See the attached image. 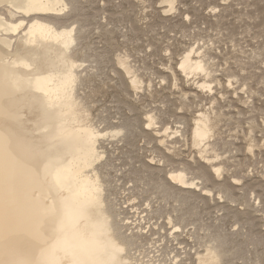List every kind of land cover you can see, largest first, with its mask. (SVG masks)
I'll return each instance as SVG.
<instances>
[{
  "label": "bare ground",
  "instance_id": "6f19581e",
  "mask_svg": "<svg viewBox=\"0 0 264 264\" xmlns=\"http://www.w3.org/2000/svg\"><path fill=\"white\" fill-rule=\"evenodd\" d=\"M177 1L174 10L177 9ZM163 2L166 4L165 13L174 11L169 9L168 0ZM89 19L90 15L79 0H0V261L12 258L25 264H49L58 259V264H69L70 257L61 255L58 258L55 250L58 247H74L78 253L90 255L97 264L161 262V255L150 256L143 244L148 238L145 233L123 230L126 226L122 224L123 218L119 219L122 207H118L112 198L116 180L109 170L104 141L117 139L130 142L131 136L140 129V116L122 117L124 119L120 123L109 122L104 127H101L104 121L100 124L94 122L88 101L91 92L86 94L83 87L91 82L90 66L91 69H99L105 56L102 54L93 59L96 65H86L90 58L83 44L88 38ZM197 49H188L180 60L179 68L186 77L202 75L204 79L199 87L211 90L213 87L208 79L213 68H210L204 53L196 55ZM129 56L120 55L117 63L122 71L120 73L129 78L130 87L138 90L144 85V80ZM56 96H68L62 112L60 100L56 101V109L52 104ZM212 116L201 113L193 127H188L191 128L193 145L209 166L199 164L204 158H197V165L184 162L181 167L174 165L176 167L169 170L167 166V171L152 162L129 170L135 182L133 185L139 182L142 186L139 192H134L133 189L137 188L130 187L133 190L129 191L130 198L151 201L152 195H156L165 204L173 201L175 205L171 209L161 204L154 208L150 203L149 213L159 218L166 215L169 223L178 226V229L188 221H194L192 225L201 223L204 226L201 221V215H204H200L199 207L208 208L214 191L230 202L238 200L233 185H230L232 182L227 179L230 184L226 180L216 181L225 170L223 161L215 160L220 147L218 139H215L217 121L222 116L217 115V121ZM146 122L147 126L143 122L141 124L150 128L157 126L160 116L157 112H150ZM185 125L173 133L186 137L188 129L184 130ZM170 129L166 127L165 132L172 134ZM157 138H160L159 135ZM212 156L216 157L212 159ZM256 196L258 205L250 202L249 196H245V204L264 209V196ZM235 218L240 219L237 212ZM252 221L248 216L246 222L244 220L246 225L249 223L254 228ZM61 224L64 229L58 232ZM208 224L206 222V226ZM216 225L207 226L209 229L206 227L210 233L205 240L210 245L206 246L205 241L202 244L204 252H196L199 264L232 263L238 257L245 259L251 252L249 243L257 246L254 254L256 263L260 262L264 250L257 248L264 246V233L250 228L245 232L242 225V229L227 233ZM175 235L180 236L179 233ZM240 235H244L245 240H240ZM100 244L123 251L117 252L112 261L110 256L98 251ZM134 250L136 252L133 253ZM177 262L174 261V264Z\"/></svg>",
  "mask_w": 264,
  "mask_h": 264
},
{
  "label": "rangeland",
  "instance_id": "374dc122",
  "mask_svg": "<svg viewBox=\"0 0 264 264\" xmlns=\"http://www.w3.org/2000/svg\"><path fill=\"white\" fill-rule=\"evenodd\" d=\"M79 1L90 15L87 21L88 38L83 44L90 58L86 65H96L92 62L93 59L102 54L105 56L99 69H91L90 66L91 82L83 87L86 94L91 92L88 101L92 107L94 122L100 124L104 121L101 124L104 127L109 122L118 124L124 118L140 116V129L131 136L130 142L117 139L112 142L104 141L108 151L109 170L116 180L112 198L118 207H122L119 219L121 221L123 218L122 224L126 226L123 230L128 233L132 230L145 233L148 238L143 244L151 253L150 256L161 255L159 260L162 263L159 264H174L178 258L177 264H199L196 252H204L203 245L210 233V227L207 226L212 224L218 223L216 226L227 233L242 229V226L245 232L259 230L257 233H264V209L245 204V196H249L250 202H255V206L258 205L256 195L264 196V0H178L177 9L169 13L164 12L166 4L163 0ZM190 48H198L196 55L204 53L205 58L208 57L206 61L213 68L208 80L213 89L199 87L204 79L202 75L186 77L180 70V60ZM120 55H130L129 60L139 69L144 80L140 89H132L129 78L120 73L122 71L117 63ZM53 98L54 109L56 101L60 100L62 112L68 96ZM148 112H157L160 124L146 127ZM201 113L213 115V120L218 119L217 115L222 116L220 120H216L215 136L220 144V157L212 156V159L216 157L217 162L223 161L225 170L221 178L217 179L214 175V179L217 182L226 179L232 182L230 184L226 180L233 185L232 189L238 200L237 203L230 202L214 191L208 208L198 209L200 215H204H201L204 226L201 223L192 225L194 221H188L187 224H182V229H178V226L169 223L166 215L159 218L156 214L149 213L150 203L154 208L161 204L171 209L175 205L172 204L173 201L165 204L156 195H152L151 201L130 198L131 191L139 192L138 189L142 187L139 182L133 185L135 182L130 171L134 166L140 168L147 162L164 170L167 166L169 170L185 163L197 165L200 158L204 157L193 145L190 130ZM184 124H187L184 130L188 129L186 137L179 133L175 135L173 132L183 128ZM166 127L171 128L169 131L172 134L165 132ZM157 129L161 130L158 132ZM158 135L160 138L164 136V139L157 138ZM165 161L167 165H163ZM198 163L208 165L205 158ZM130 187L137 189L132 190ZM235 212L240 219L235 218ZM252 212L255 218L254 214L251 216ZM246 216L253 220L254 228L249 223L246 225ZM206 222L209 223L207 226ZM243 236H239L240 240H245L246 237ZM205 245L210 243L206 241ZM252 245L249 243L251 252L245 259L238 257L232 263L224 261L216 264H264V256L256 263L254 250L257 246L253 245V249ZM257 249L264 250V246L260 245ZM164 256L166 257L163 258Z\"/></svg>",
  "mask_w": 264,
  "mask_h": 264
},
{
  "label": "snow or ice",
  "instance_id": "6c2138e0",
  "mask_svg": "<svg viewBox=\"0 0 264 264\" xmlns=\"http://www.w3.org/2000/svg\"><path fill=\"white\" fill-rule=\"evenodd\" d=\"M175 3L176 0H168V7L170 10H174ZM29 7H32L31 3H29ZM65 214L67 215V213ZM63 229H64V225L61 224L57 231L58 232L63 231ZM98 251L100 253L110 256L111 260L114 261L116 253L123 251V249H110L109 246L105 244H100ZM55 254L57 255L58 258L61 255L70 257L69 264H97V262L90 255L78 253L74 247L73 248L58 247L55 250ZM0 264H25V262L19 259L9 258L0 261ZM49 264H58V259L56 261L49 262Z\"/></svg>",
  "mask_w": 264,
  "mask_h": 264
}]
</instances>
